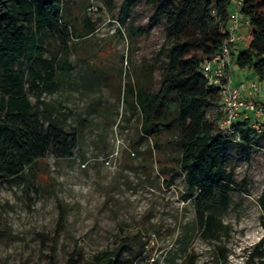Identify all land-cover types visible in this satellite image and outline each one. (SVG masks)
I'll list each match as a JSON object with an SVG mask.
<instances>
[{
  "label": "rangeland",
  "instance_id": "obj_1",
  "mask_svg": "<svg viewBox=\"0 0 264 264\" xmlns=\"http://www.w3.org/2000/svg\"><path fill=\"white\" fill-rule=\"evenodd\" d=\"M76 1L80 14L97 28L87 40V65L72 51L75 71L61 76L54 92L42 94L44 105L65 114L70 142L48 149L43 186L1 184L0 228L8 234L0 239V264H68L72 257L98 264L101 253L123 242L130 244L132 264H184L191 253L196 264H242L264 234L259 204L264 132L250 150L230 135L223 162L233 171L237 188L230 190L231 204L223 216L229 233L221 241L204 238L193 201L183 198V175H176L169 186L163 183L150 157L153 139L139 137L131 99L117 97L124 80L158 88L167 60L165 53L159 54L166 45L165 20L150 21L156 7L146 0L135 1L125 25L119 17L126 0ZM140 27L146 31L136 34ZM249 31L250 26L242 30L243 39ZM86 68L97 82L87 88L81 79ZM243 71L249 76L250 71ZM232 75L236 80L237 74ZM258 81L264 89V81ZM29 96L35 103L36 96ZM22 125L34 134L47 128L42 117L35 125ZM244 179L248 182L243 187ZM63 208L66 218L60 226ZM187 229L192 237L186 247ZM142 242L146 246L140 253Z\"/></svg>",
  "mask_w": 264,
  "mask_h": 264
},
{
  "label": "trees",
  "instance_id": "obj_2",
  "mask_svg": "<svg viewBox=\"0 0 264 264\" xmlns=\"http://www.w3.org/2000/svg\"><path fill=\"white\" fill-rule=\"evenodd\" d=\"M135 1L123 2L120 25L126 24ZM146 3L156 7L151 22L165 20L166 45L159 54L165 53L167 60L162 66L160 84L153 89L124 80L117 97L127 102L131 99L138 114L139 137L153 139L150 157L163 176V183L169 186L176 175H183L186 183L183 198L193 201L202 236L221 241L229 233L223 216L231 204L230 190L237 188L233 171L227 170L223 162L224 151L231 143L230 135H237L240 144L250 150L258 145V134L264 132V122L259 132L250 121L239 120L233 133H224L218 127L222 114L220 91L202 73L203 63L223 45L232 3L230 0H146ZM241 14L249 20L250 31L243 39V47L237 44L234 63L264 81V0H244ZM96 29L87 16L80 14L76 0H0V188L4 182L9 186H43L40 177L46 172L48 149L55 143L70 142L64 129L65 114L55 106L44 105L42 94L54 92L61 76L75 71L69 60L72 51L87 65V40ZM145 31L140 27L136 34ZM91 78L86 68L82 85L92 86L95 79ZM29 93L36 96L35 103ZM210 112H214L213 119ZM38 117L47 122L44 132L34 134L23 127L24 121L35 125ZM247 182L243 180V187ZM259 204L264 228V188ZM60 212L62 226L66 218L64 208ZM7 232L0 228V239ZM191 237L192 232L187 229L183 237L185 246ZM145 246L146 242H142L140 253ZM129 247V243L123 242L101 253L98 264H132L134 257L127 254ZM195 260L196 255L191 253L184 264H196ZM82 262V258L72 257L68 264ZM242 264H264V234Z\"/></svg>",
  "mask_w": 264,
  "mask_h": 264
},
{
  "label": "built area",
  "instance_id": "obj_3",
  "mask_svg": "<svg viewBox=\"0 0 264 264\" xmlns=\"http://www.w3.org/2000/svg\"><path fill=\"white\" fill-rule=\"evenodd\" d=\"M232 3L230 20L224 33L226 38L221 49L205 61L202 73L209 84L220 91L221 117L218 127L226 134L234 131V126L239 120H248L259 132L264 122V106L253 98L254 93H262L261 83L250 77H241L238 83L232 75L234 53L236 46L243 40L242 30L250 26L249 20L241 14L244 0H230Z\"/></svg>",
  "mask_w": 264,
  "mask_h": 264
},
{
  "label": "crops",
  "instance_id": "obj_4",
  "mask_svg": "<svg viewBox=\"0 0 264 264\" xmlns=\"http://www.w3.org/2000/svg\"><path fill=\"white\" fill-rule=\"evenodd\" d=\"M232 72L237 74V78L235 80L236 83H238L241 79V77H243V75H245L246 72H244L243 70L239 69L236 64L233 65V68H232ZM250 78H254L256 79L257 76L254 75L252 72H249V76ZM253 98H255L257 101H259L260 103H262L264 105V92L262 93H254L253 95Z\"/></svg>",
  "mask_w": 264,
  "mask_h": 264
}]
</instances>
